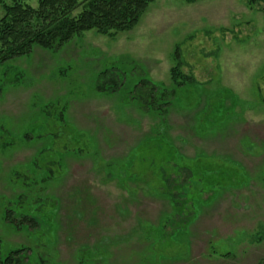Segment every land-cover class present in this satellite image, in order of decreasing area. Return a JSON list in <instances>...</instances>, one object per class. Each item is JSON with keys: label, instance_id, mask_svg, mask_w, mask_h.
Wrapping results in <instances>:
<instances>
[{"label": "rangeland", "instance_id": "374dc122", "mask_svg": "<svg viewBox=\"0 0 264 264\" xmlns=\"http://www.w3.org/2000/svg\"><path fill=\"white\" fill-rule=\"evenodd\" d=\"M175 49L194 83L166 125L130 92L169 86ZM21 246L27 264H264V5L155 0L130 32L0 64V252Z\"/></svg>", "mask_w": 264, "mask_h": 264}, {"label": "trees", "instance_id": "16d2710c", "mask_svg": "<svg viewBox=\"0 0 264 264\" xmlns=\"http://www.w3.org/2000/svg\"><path fill=\"white\" fill-rule=\"evenodd\" d=\"M154 1L36 0L37 7L33 8L26 4V0H0L3 12L0 18V64L29 55L34 47L56 51L76 36L88 31H95L98 35L106 37L130 32ZM182 1L193 4L206 0ZM247 4L250 7L264 5V0H247ZM173 54L175 64L169 70V86L143 79L130 92V99L137 101L143 112L159 113L166 125L175 90L194 83L192 76L181 72L182 62L178 49H175ZM113 91L111 87L104 85L97 89V92ZM62 117L63 114L60 115V118ZM172 181L166 180L165 187L168 188L167 184ZM23 195L26 196V192ZM23 195H18L17 200L24 197ZM11 204L12 202H8L9 206ZM4 219L14 224L16 229L24 225L36 226L34 218L23 215L16 219L10 209L6 211ZM27 252L28 249L22 246L6 254L0 252V264H27Z\"/></svg>", "mask_w": 264, "mask_h": 264}]
</instances>
